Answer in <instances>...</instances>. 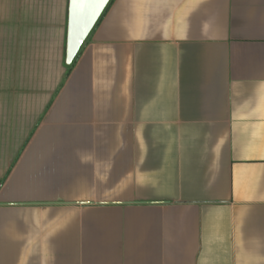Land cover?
Masks as SVG:
<instances>
[{
	"label": "crops",
	"instance_id": "crops-1",
	"mask_svg": "<svg viewBox=\"0 0 264 264\" xmlns=\"http://www.w3.org/2000/svg\"><path fill=\"white\" fill-rule=\"evenodd\" d=\"M68 0H0V264H264V0H110L67 74Z\"/></svg>",
	"mask_w": 264,
	"mask_h": 264
},
{
	"label": "water",
	"instance_id": "water-1",
	"mask_svg": "<svg viewBox=\"0 0 264 264\" xmlns=\"http://www.w3.org/2000/svg\"><path fill=\"white\" fill-rule=\"evenodd\" d=\"M110 0H68L65 63H73Z\"/></svg>",
	"mask_w": 264,
	"mask_h": 264
},
{
	"label": "rangeland",
	"instance_id": "rangeland-1",
	"mask_svg": "<svg viewBox=\"0 0 264 264\" xmlns=\"http://www.w3.org/2000/svg\"><path fill=\"white\" fill-rule=\"evenodd\" d=\"M72 64H70V65H66L67 66V74H68V68L71 66Z\"/></svg>",
	"mask_w": 264,
	"mask_h": 264
},
{
	"label": "trees",
	"instance_id": "trees-1",
	"mask_svg": "<svg viewBox=\"0 0 264 264\" xmlns=\"http://www.w3.org/2000/svg\"><path fill=\"white\" fill-rule=\"evenodd\" d=\"M72 65H73V63H72ZM72 65H71V66H72ZM71 66L68 68V71L70 70Z\"/></svg>",
	"mask_w": 264,
	"mask_h": 264
}]
</instances>
